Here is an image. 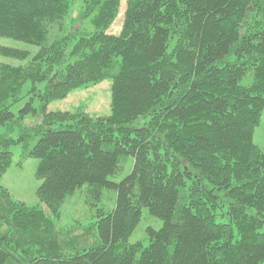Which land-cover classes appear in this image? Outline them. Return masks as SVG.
I'll use <instances>...</instances> for the list:
<instances>
[{"label": "trees", "instance_id": "1", "mask_svg": "<svg viewBox=\"0 0 264 264\" xmlns=\"http://www.w3.org/2000/svg\"><path fill=\"white\" fill-rule=\"evenodd\" d=\"M82 2L66 21L73 0H0V37L36 47L0 44L1 57L26 61H0V176L11 146L36 137L23 157L38 159L41 181L33 206L0 186V264H264V152L253 142L264 0H125L118 34L108 29L121 0ZM106 77L108 115L46 111ZM26 82L33 95L16 117L10 106ZM29 113L37 122L21 126ZM77 190L91 207L115 191L82 246L54 227ZM142 209L161 226L131 243Z\"/></svg>", "mask_w": 264, "mask_h": 264}, {"label": "rangeland", "instance_id": "2", "mask_svg": "<svg viewBox=\"0 0 264 264\" xmlns=\"http://www.w3.org/2000/svg\"><path fill=\"white\" fill-rule=\"evenodd\" d=\"M82 0H73V5L70 9L69 15L66 21L73 20L78 16L82 8ZM125 10V0H121L118 14L115 17L113 23L108 29L110 34H118L123 22V13ZM81 27V31L88 32L92 30V26L89 20H83L78 25ZM29 50L30 52L36 49L35 46L27 44L25 42L16 41L10 38L0 37V44ZM0 61L10 64H24L26 61H19L13 58H5L0 56ZM249 75H246L241 83L245 84L249 82ZM44 84H37V87L42 89ZM31 83L26 82L21 98L10 106V111L17 117L19 110L29 101L32 97V93H29ZM111 104V78L106 77L96 84L82 86L70 90L64 98L55 99L47 104L46 111H69L74 112L77 109H81L88 113L90 116H106L110 113ZM32 105L35 109H38L40 102L37 97H33ZM36 116L32 114L24 115L23 120L20 121L21 126H29L37 122ZM35 122V123H36ZM4 127L0 128V133L3 132ZM18 131V126L15 125L14 131L10 134L15 137ZM36 141V137L29 139L26 144L20 143L11 146L12 162L6 172L0 176V186L5 187L12 198L24 202L28 206L38 204V198L36 196V190L39 187L41 181L35 176L38 159L34 157H23L26 146H32ZM253 142L264 152V109L262 110L261 119L256 126L253 134ZM133 159L130 157L126 163L125 169L122 174L116 178L119 179L128 173ZM115 191L103 190L100 201L96 207H91L85 201V195L83 191H76L72 196L68 197L59 209V216L54 219V227L57 230L65 233L68 238L75 239V243L78 245H87L93 242L94 232L88 228L91 222L96 221L97 208L104 210H110L114 205ZM147 226L159 228L161 226V220L148 214L146 209H142V215L139 223L134 228L133 232L128 238V241L133 243L141 241L143 244L147 243V236L145 228ZM65 236V235H64ZM65 236V237H67Z\"/></svg>", "mask_w": 264, "mask_h": 264}]
</instances>
